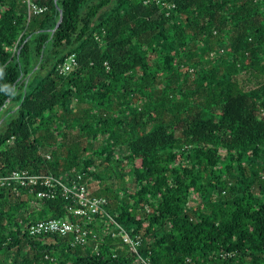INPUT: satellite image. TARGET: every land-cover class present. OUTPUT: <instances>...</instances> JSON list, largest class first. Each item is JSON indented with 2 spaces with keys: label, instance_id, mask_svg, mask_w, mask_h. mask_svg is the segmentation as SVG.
Returning a JSON list of instances; mask_svg holds the SVG:
<instances>
[{
  "label": "trees",
  "instance_id": "1",
  "mask_svg": "<svg viewBox=\"0 0 264 264\" xmlns=\"http://www.w3.org/2000/svg\"><path fill=\"white\" fill-rule=\"evenodd\" d=\"M29 1L0 0V176L82 175L140 245L104 216L85 246L30 238L85 221L0 187V264H264V0Z\"/></svg>",
  "mask_w": 264,
  "mask_h": 264
},
{
  "label": "built area",
  "instance_id": "2",
  "mask_svg": "<svg viewBox=\"0 0 264 264\" xmlns=\"http://www.w3.org/2000/svg\"><path fill=\"white\" fill-rule=\"evenodd\" d=\"M154 1L159 3L160 0H146L144 3ZM169 7V6H168ZM45 11L44 7H38L28 0V19L31 13L40 14ZM76 65L73 55L66 58L62 65L58 67L61 74H68ZM28 186H41L44 190L36 193V197L41 199L43 197H52L59 190L64 198L73 203L68 211L78 218L85 221L84 224L73 222L70 219H47L39 220L35 224L27 225L26 232L28 237L39 239L42 237H51L58 235L64 237L66 235L72 236L73 246H85L91 241L94 242L96 234L87 224L94 221L97 216H104L103 230L110 231V227L114 226L118 231V235L122 237L123 242L128 245L130 251L136 252L140 245V240L132 237L128 232L121 228L107 212V201L102 197H92L88 191V184L84 182L82 175H77V178L64 184L59 179L53 176L31 175L25 171H12L7 175L0 176V187L9 188L18 192L20 188ZM115 235V232H112Z\"/></svg>",
  "mask_w": 264,
  "mask_h": 264
},
{
  "label": "rangeland",
  "instance_id": "3",
  "mask_svg": "<svg viewBox=\"0 0 264 264\" xmlns=\"http://www.w3.org/2000/svg\"><path fill=\"white\" fill-rule=\"evenodd\" d=\"M126 183H127V185L129 186V189L132 191V190H133V183H132L131 178L126 179ZM95 188H96V184L93 185V189H95ZM28 212H31V211H28ZM25 214H26V213H25ZM97 237H98V236H96V238H97ZM91 242H92V241H91ZM14 252H15V249H12V250L10 251L8 257H6L7 260L10 259V257H13ZM18 259H19V258H18ZM18 259H17V260H18ZM9 261H10V260H9ZM19 261H20V259H19Z\"/></svg>",
  "mask_w": 264,
  "mask_h": 264
},
{
  "label": "water",
  "instance_id": "4",
  "mask_svg": "<svg viewBox=\"0 0 264 264\" xmlns=\"http://www.w3.org/2000/svg\"><path fill=\"white\" fill-rule=\"evenodd\" d=\"M61 21H62V16H61V12H60V17H59V20H58V22H57V24H56L54 30L57 29V28L59 27ZM54 30H53V31H54Z\"/></svg>",
  "mask_w": 264,
  "mask_h": 264
}]
</instances>
